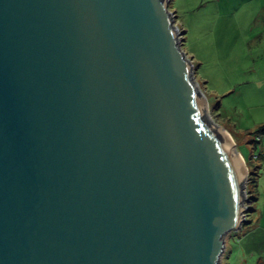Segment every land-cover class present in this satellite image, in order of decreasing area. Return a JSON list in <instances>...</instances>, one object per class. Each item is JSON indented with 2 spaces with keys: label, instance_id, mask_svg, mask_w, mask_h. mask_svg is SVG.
Instances as JSON below:
<instances>
[{
  "label": "water",
  "instance_id": "obj_1",
  "mask_svg": "<svg viewBox=\"0 0 264 264\" xmlns=\"http://www.w3.org/2000/svg\"><path fill=\"white\" fill-rule=\"evenodd\" d=\"M205 102L169 0H0V264H219L248 172Z\"/></svg>",
  "mask_w": 264,
  "mask_h": 264
},
{
  "label": "rangeland",
  "instance_id": "obj_2",
  "mask_svg": "<svg viewBox=\"0 0 264 264\" xmlns=\"http://www.w3.org/2000/svg\"><path fill=\"white\" fill-rule=\"evenodd\" d=\"M169 10L212 124L254 172L219 264H264V0H169Z\"/></svg>",
  "mask_w": 264,
  "mask_h": 264
},
{
  "label": "trees",
  "instance_id": "obj_3",
  "mask_svg": "<svg viewBox=\"0 0 264 264\" xmlns=\"http://www.w3.org/2000/svg\"><path fill=\"white\" fill-rule=\"evenodd\" d=\"M256 134L260 135V134H263L264 133V124L261 125L257 131H255ZM252 174H254V172L250 171L248 172V177H247V180H251V177H252Z\"/></svg>",
  "mask_w": 264,
  "mask_h": 264
},
{
  "label": "bare ground",
  "instance_id": "obj_4",
  "mask_svg": "<svg viewBox=\"0 0 264 264\" xmlns=\"http://www.w3.org/2000/svg\"><path fill=\"white\" fill-rule=\"evenodd\" d=\"M227 134V133H226ZM228 135V134H227ZM229 137V136H228ZM229 139H230V142H231V144L233 143V141L231 140V138L229 137ZM242 161V163H243V159L241 160ZM244 165V164H243Z\"/></svg>",
  "mask_w": 264,
  "mask_h": 264
},
{
  "label": "crops",
  "instance_id": "obj_5",
  "mask_svg": "<svg viewBox=\"0 0 264 264\" xmlns=\"http://www.w3.org/2000/svg\"><path fill=\"white\" fill-rule=\"evenodd\" d=\"M185 37V36H184ZM186 39V38H185Z\"/></svg>",
  "mask_w": 264,
  "mask_h": 264
}]
</instances>
